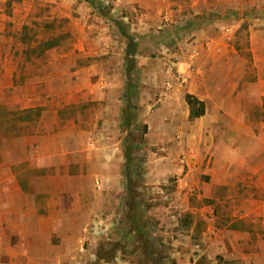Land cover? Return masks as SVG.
Instances as JSON below:
<instances>
[{
  "label": "rangeland",
  "instance_id": "1",
  "mask_svg": "<svg viewBox=\"0 0 264 264\" xmlns=\"http://www.w3.org/2000/svg\"><path fill=\"white\" fill-rule=\"evenodd\" d=\"M174 1L176 5L168 8L174 9L175 19L185 23L161 29L163 10L149 17L143 27L139 14L144 10L138 8L133 15L120 7L119 0H111L110 5L103 0H0V60L4 58L11 67L18 64L21 85L28 77L47 78L41 87L46 105L23 109L13 101L0 103L2 137L14 132L23 137L37 128L61 130L62 143L68 149L61 162H77L70 163V173L91 174L100 180L94 184L99 190L94 197L86 182L74 184L79 208L84 212L80 214L84 231L74 241L78 246L69 264H153V254L158 264H174L178 245L172 243L187 239L188 233L194 236L192 246H179L196 255L199 264H247L242 256L255 253L264 258V166L258 173L244 170L239 182L216 185L211 191L215 197L202 195L211 187L205 190L201 182L198 186L193 183L195 189L191 191L184 188L178 173L156 163L161 154L167 157L164 161H185L184 154L176 153L172 146L178 136L169 134L173 128L167 116H151L163 105L161 91L153 99L149 83L144 82L148 78L144 69L154 63L175 66L183 59L181 54H187L184 62L195 67V57L190 56L195 54L200 31L233 29L244 33L236 42L241 44L240 54L249 70L254 60L247 32L252 24L264 29V1L197 0L201 8L191 5L194 0ZM206 2L227 8L212 13L205 9ZM231 4H244V8ZM118 22H123L139 43L138 72L131 77L137 80L132 107L136 118L129 124H123L127 38ZM50 42H54L52 47L47 46ZM218 46L225 47V43ZM165 47L169 48L167 53H163ZM259 47L260 65L255 69L260 71L264 91V45ZM165 56L170 59L167 65ZM28 90L9 87L6 93L13 100L27 95ZM254 101L246 103V109L255 115L249 122L264 129V95ZM126 149L140 161L136 162V172L128 176ZM178 155L177 161L173 159ZM88 162L117 164H101L97 170ZM209 178L202 176L206 181ZM129 181L132 196L127 194ZM136 224L142 229H136ZM231 230L240 231L246 238H236ZM210 235L216 236L217 242L210 243ZM238 239L239 244L234 242Z\"/></svg>",
  "mask_w": 264,
  "mask_h": 264
},
{
  "label": "crops",
  "instance_id": "2",
  "mask_svg": "<svg viewBox=\"0 0 264 264\" xmlns=\"http://www.w3.org/2000/svg\"><path fill=\"white\" fill-rule=\"evenodd\" d=\"M119 1L120 7L130 10L133 15L138 8L144 10L139 14L143 27L148 25L149 17L177 3L174 0ZM191 5L201 8L197 6V0ZM179 6L182 8V5ZM204 7L216 13L224 11L227 5L206 2ZM230 7L241 9L244 4H231ZM239 24L238 21L235 27H239ZM242 35L244 33L233 29L198 32V43L195 54H192L196 62L194 69H189L184 62L187 54H181L180 58L184 60L180 59L176 65L178 70L184 72L186 81H175L174 91L168 98H160L163 105L151 115L162 119L167 116L173 128L169 134L178 136L172 146H175L176 153L184 154L185 161L183 164L164 161L167 157L161 154L156 163L161 167H171L179 174L182 186L189 191L195 189V182L197 186L201 182L205 190L211 187L209 192L202 194L204 197H215L211 191L218 184L241 181L244 170L252 169L258 173L264 166V129L250 124V118L255 115L246 109L247 102L259 101L264 95L260 71L255 69L260 65L258 51L259 45H264V41H260L264 39V29H256L252 24L247 32L252 62L254 60V66L248 67L249 70L246 69L245 58L240 54L241 44L236 42ZM219 43H225V47L218 46ZM168 51V47L163 48V53ZM164 59L167 65L170 59L167 56ZM18 69V64L11 67L4 58L0 60V103L13 101L23 109L46 105V96L42 94L41 87L47 78L40 75L28 77L21 85ZM168 70L162 63H154L150 69H144V74L148 75L144 82L149 83L153 99L163 89L164 82L173 78ZM19 86L28 87V94L10 100L6 90ZM187 94L205 102L203 115L190 117ZM4 134L0 131V264H69L78 246L74 241L84 231V220L80 215L84 212L79 208V193L74 184L81 180L86 182L94 197L99 194L94 184L100 180H94L91 174L70 173V163L77 162H61L68 150L62 143L61 135L64 132L61 130L50 132L47 128H37L23 137L15 136V132L9 137H2ZM88 164L98 170L101 164L111 167L117 163ZM204 175L210 178L206 181L202 179ZM231 232L236 238H246L240 231ZM193 237L192 233H188L187 239H176L172 244L179 246L181 243L191 247ZM216 239V236L208 237L210 243L217 242ZM234 242L238 243L239 239ZM181 244L176 246L173 263L199 264L196 255L185 252L186 247ZM195 245L200 247L199 243ZM153 256H150L153 264H158L160 261ZM242 257L247 264H264V258L258 253ZM110 262L108 264H113Z\"/></svg>",
  "mask_w": 264,
  "mask_h": 264
},
{
  "label": "trees",
  "instance_id": "3",
  "mask_svg": "<svg viewBox=\"0 0 264 264\" xmlns=\"http://www.w3.org/2000/svg\"><path fill=\"white\" fill-rule=\"evenodd\" d=\"M119 28L123 35L127 38V44L125 49V69L128 81L126 83V90H125V100L127 102V106L125 108V115L123 116V124H129L136 118L135 112L132 111L133 107V100L137 95V80L133 81L131 80V77L136 76L138 72V66H137V56H138V48L139 43L134 37L133 34H131L127 28L126 25L123 22H118ZM54 42L48 43V47H52ZM187 100L190 104V117H199L205 113L206 105L203 100H200L198 97L192 94H187ZM147 128V124L144 126ZM126 159L128 162H126V175L136 172L135 168L137 169L136 162H140L136 156L133 155L132 150L126 149L125 152ZM127 194L128 196H132L133 191L131 187V181L127 182L126 185ZM136 229L141 230L142 227L136 224ZM151 249V248H150ZM152 250H154L152 248ZM152 253V252H151Z\"/></svg>",
  "mask_w": 264,
  "mask_h": 264
},
{
  "label": "built area",
  "instance_id": "4",
  "mask_svg": "<svg viewBox=\"0 0 264 264\" xmlns=\"http://www.w3.org/2000/svg\"><path fill=\"white\" fill-rule=\"evenodd\" d=\"M103 1L105 2L106 5L111 4V0H103ZM125 18H127V16H125ZM183 23L185 22L183 21L181 22L175 19V11L173 8H168L161 12V25L159 26L161 29L172 27V26H181L183 25ZM192 58H193V55L190 56V59ZM187 67L189 69H194V67L193 66L191 67L188 63H187ZM168 69H169L168 71L170 72V74H173V78H168L163 84V89L159 93L160 98H163V99L168 98L169 95L174 91L175 81H179L181 83H184L186 81V76L184 72H181L180 70H178L176 65L170 66Z\"/></svg>",
  "mask_w": 264,
  "mask_h": 264
}]
</instances>
